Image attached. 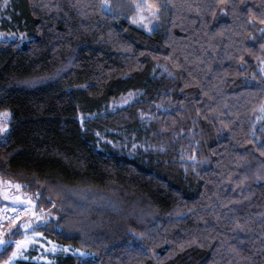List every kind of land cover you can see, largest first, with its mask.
<instances>
[{
	"label": "trees",
	"instance_id": "1",
	"mask_svg": "<svg viewBox=\"0 0 264 264\" xmlns=\"http://www.w3.org/2000/svg\"><path fill=\"white\" fill-rule=\"evenodd\" d=\"M123 1L0 11L20 33L0 39V186L43 214L33 230L91 254L16 264H264V0H145L150 33ZM23 219L0 230V264Z\"/></svg>",
	"mask_w": 264,
	"mask_h": 264
},
{
	"label": "rangeland",
	"instance_id": "2",
	"mask_svg": "<svg viewBox=\"0 0 264 264\" xmlns=\"http://www.w3.org/2000/svg\"><path fill=\"white\" fill-rule=\"evenodd\" d=\"M138 4L143 6L142 9L137 8ZM103 6L105 9L111 8L110 0H104ZM149 6L150 5H148L145 0H124L123 6H122L124 8L123 10H125L128 13L129 21L133 25L141 28L143 31H145L147 33H150L156 27V24H157L156 9L152 6L151 7H149ZM0 7H1L0 11H2L3 8L6 7L5 0L3 2H0ZM119 7L122 8L121 5H119ZM153 11L156 13L155 16H153L151 14ZM141 15L144 17L143 21H139V17ZM5 18L9 22V24L7 26L1 25L2 23H1V18H0V39L10 40V39H13L14 37H16L17 34H20V33H17L16 31H14L15 29H13L11 26H9V25H12L13 19L11 17H9V15H7ZM134 20L139 21V22L134 23L133 22ZM145 25H147V27ZM18 29L19 28H17V30ZM21 35H22V33H21ZM262 70L264 72V64L262 66ZM138 97H139V92H137V91L129 92L123 96H120L114 102L109 103L108 108L110 110H115V109H117L123 105H126L130 102H133ZM5 110H7L9 115L6 119L0 118V126L6 124L7 127L5 128V131L0 132V138L4 137L6 135V133L8 131V126H9V120H10L9 110L8 109H2V110H0V113L4 112ZM260 114H261L260 119L264 122V102H263ZM12 189L15 190V187L13 186ZM0 194H1V187H0ZM20 198H21V201H27L29 199V198H25V197H21V196H20ZM22 205H24L26 207V212L24 213V215L21 216V218L24 217V219L22 221H20V223L21 222L27 223L28 221H32V227L30 229H27V230L22 228L23 233H24L23 236L21 238L13 241V244H14L13 251H12L10 257L3 264H16L19 259H32V260L37 261V262L50 263L53 261L55 255H58V254H72V255L76 254L79 256L91 255L89 252H87L84 249L75 248L72 245H61V244L55 243V242L51 241L49 238H47L46 236L42 235L40 232L33 230L32 229L33 225H35L36 223L38 224V223L42 222L44 216L42 213H40L34 209L33 204L28 205L26 203H23ZM32 212H35L37 215L41 216L42 220L37 221L35 219V217L32 216ZM58 215H59V213L56 209H51L48 212H46L45 217L46 218H54V217H57ZM10 224H13V223H10ZM10 224H7L6 227L2 231H0V234L2 235L0 240H4L5 243H7L9 241L5 237V235H6L5 231H6V228H10ZM8 230H10V229H8ZM37 233H39L40 235H36ZM26 237H27L26 246L18 248L17 242L18 241H24ZM2 244L3 243H0V247L2 246ZM13 253H17V254L13 255Z\"/></svg>",
	"mask_w": 264,
	"mask_h": 264
},
{
	"label": "snow or ice",
	"instance_id": "3",
	"mask_svg": "<svg viewBox=\"0 0 264 264\" xmlns=\"http://www.w3.org/2000/svg\"><path fill=\"white\" fill-rule=\"evenodd\" d=\"M142 5H140V4H138L137 5V8L138 9H142ZM149 7H151V6H149ZM153 16H155L156 15V13L153 11L152 13H151ZM144 20V17L141 15L140 17H139V21H143ZM139 21H136V20H134L133 22L135 23V22H139ZM146 27H147V25H145ZM8 115H9V113L7 112V110H5L4 112H2V113H0V118H4V119H6L7 117H8ZM7 127V125L6 124H4V125H2V126H0V132H3V131H5V128ZM3 183H11V182H4V181H0V184H3ZM21 187V185H19V184H16L15 185V188H17V189H19ZM5 199H8V197L7 196H5ZM16 201H20L22 204L23 203H26V204H28V205H32L33 204V201L29 198L27 201H21V198L19 197V196H17V197H15L14 198ZM32 216H34L35 217V219L37 220V221H39V220H42V217L41 216H39V215H37L35 212H32ZM20 219V217H16V220H19ZM16 223V221L14 220L13 221V224H15ZM17 227H19V228H23V229H25V230H27V229H30L31 227H32V221H28L27 223H25V222H21L19 225H17ZM36 235H40L39 233H37ZM0 243H5V241L4 240H0ZM26 244H27V237L25 238V240L24 241H18L17 242V245H18V248H20V247H25L26 246ZM17 253H13V255H16Z\"/></svg>",
	"mask_w": 264,
	"mask_h": 264
},
{
	"label": "built area",
	"instance_id": "4",
	"mask_svg": "<svg viewBox=\"0 0 264 264\" xmlns=\"http://www.w3.org/2000/svg\"><path fill=\"white\" fill-rule=\"evenodd\" d=\"M25 212L26 207L24 205L6 206L0 200V230L6 223L17 221L16 217L21 218Z\"/></svg>",
	"mask_w": 264,
	"mask_h": 264
},
{
	"label": "crops",
	"instance_id": "5",
	"mask_svg": "<svg viewBox=\"0 0 264 264\" xmlns=\"http://www.w3.org/2000/svg\"><path fill=\"white\" fill-rule=\"evenodd\" d=\"M0 187H1V194H0L1 202L5 203L7 205H17V204H21L19 201H16L14 199L17 196L20 197V195L19 194H16L15 191L12 188L9 190L4 185H1ZM5 196H7L8 199H5ZM7 229H9V228H6V230ZM1 237H2V235L0 234V239H1Z\"/></svg>",
	"mask_w": 264,
	"mask_h": 264
}]
</instances>
